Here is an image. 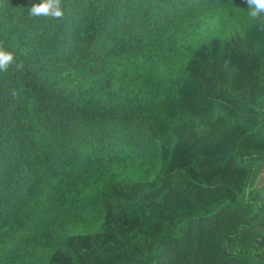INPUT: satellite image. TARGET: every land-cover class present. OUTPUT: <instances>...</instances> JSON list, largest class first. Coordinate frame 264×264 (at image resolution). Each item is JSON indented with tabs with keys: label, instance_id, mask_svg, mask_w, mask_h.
<instances>
[{
	"label": "trees",
	"instance_id": "obj_1",
	"mask_svg": "<svg viewBox=\"0 0 264 264\" xmlns=\"http://www.w3.org/2000/svg\"><path fill=\"white\" fill-rule=\"evenodd\" d=\"M39 2L0 7V264H264L245 0Z\"/></svg>",
	"mask_w": 264,
	"mask_h": 264
},
{
	"label": "clouds",
	"instance_id": "obj_2",
	"mask_svg": "<svg viewBox=\"0 0 264 264\" xmlns=\"http://www.w3.org/2000/svg\"><path fill=\"white\" fill-rule=\"evenodd\" d=\"M245 3L250 10L249 16L264 25V0H245ZM3 6L4 0H0V7ZM29 16L37 19H62L64 16L62 0H40L38 4L31 6ZM22 68L23 63L17 62L15 54L0 45V74L10 70L20 71Z\"/></svg>",
	"mask_w": 264,
	"mask_h": 264
}]
</instances>
